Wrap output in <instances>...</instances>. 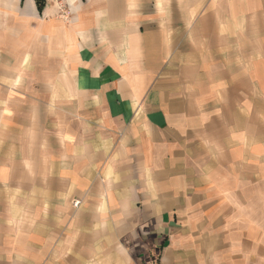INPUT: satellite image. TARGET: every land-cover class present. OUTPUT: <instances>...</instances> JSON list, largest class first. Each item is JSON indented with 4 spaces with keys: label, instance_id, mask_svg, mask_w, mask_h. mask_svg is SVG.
Returning a JSON list of instances; mask_svg holds the SVG:
<instances>
[{
    "label": "crops",
    "instance_id": "obj_1",
    "mask_svg": "<svg viewBox=\"0 0 264 264\" xmlns=\"http://www.w3.org/2000/svg\"><path fill=\"white\" fill-rule=\"evenodd\" d=\"M44 4L0 0V264H264V0Z\"/></svg>",
    "mask_w": 264,
    "mask_h": 264
},
{
    "label": "trees",
    "instance_id": "obj_2",
    "mask_svg": "<svg viewBox=\"0 0 264 264\" xmlns=\"http://www.w3.org/2000/svg\"><path fill=\"white\" fill-rule=\"evenodd\" d=\"M39 12H41L44 8V0H34Z\"/></svg>",
    "mask_w": 264,
    "mask_h": 264
},
{
    "label": "rangeland",
    "instance_id": "obj_3",
    "mask_svg": "<svg viewBox=\"0 0 264 264\" xmlns=\"http://www.w3.org/2000/svg\"><path fill=\"white\" fill-rule=\"evenodd\" d=\"M53 1H54V2H56V0H53ZM75 204H78V203H75ZM75 204H74V207H76V208H77L79 204H78L77 206H75Z\"/></svg>",
    "mask_w": 264,
    "mask_h": 264
},
{
    "label": "built area",
    "instance_id": "obj_4",
    "mask_svg": "<svg viewBox=\"0 0 264 264\" xmlns=\"http://www.w3.org/2000/svg\"><path fill=\"white\" fill-rule=\"evenodd\" d=\"M57 3H60V0H56ZM78 204H75V206H77Z\"/></svg>",
    "mask_w": 264,
    "mask_h": 264
}]
</instances>
